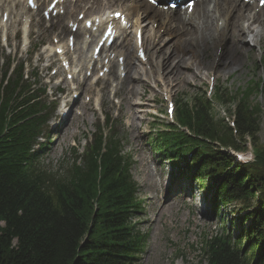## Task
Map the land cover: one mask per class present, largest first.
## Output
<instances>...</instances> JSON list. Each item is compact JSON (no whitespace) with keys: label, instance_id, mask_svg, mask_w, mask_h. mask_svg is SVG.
Wrapping results in <instances>:
<instances>
[{"label":"trees","instance_id":"1","mask_svg":"<svg viewBox=\"0 0 264 264\" xmlns=\"http://www.w3.org/2000/svg\"><path fill=\"white\" fill-rule=\"evenodd\" d=\"M253 87L259 90L258 84ZM253 87L243 90L237 101V137L225 120H215L213 101L204 96L197 97L192 107L183 103L177 113L195 136L177 129L175 137H169L185 149L197 147L192 152L191 177L198 182L215 179L220 201H238L243 210L248 209L243 219L250 220L249 226L237 237L223 232L205 241L202 258L208 264H264V145L256 138L260 107L247 99ZM228 93L218 89L215 99L223 103L236 99V94ZM6 111L4 104L0 111V264H133L146 236L134 229L139 201L126 168L122 170L119 142L101 153L99 140L85 166H74L54 181L38 178L32 164L24 161L25 145L14 140L16 130L4 132L11 125ZM247 138L256 145L257 157L251 163L235 162L213 143L243 149ZM254 197L257 206L250 203Z\"/></svg>","mask_w":264,"mask_h":264},{"label":"rangeland","instance_id":"2","mask_svg":"<svg viewBox=\"0 0 264 264\" xmlns=\"http://www.w3.org/2000/svg\"><path fill=\"white\" fill-rule=\"evenodd\" d=\"M256 32L258 31L256 30ZM245 35L238 51L235 47L234 50L230 47L231 40L224 45L221 43L213 45L209 42L208 46L199 48L196 46L199 52L198 58L196 57L194 61L197 60V63L208 61L211 65L214 56L222 54V60H219V72L216 76H213V71L210 68L200 66L198 69L194 68L195 71L192 73L184 72L182 78L172 82L170 87L158 83L157 72L151 75L152 79L149 78L147 81L131 82L127 80L125 86L127 88L123 95L124 105L114 120L119 122L118 129L121 130L123 149L133 155L134 164L131 167V174L138 184L139 196L144 202L143 214L140 216L137 227L148 236L138 264H208L207 259L201 258L203 256L202 243L205 237L213 232L214 234L230 232L233 237H237L242 228L249 226L250 220L245 222L243 219V215L248 209L243 210V205L238 201H230L225 205L220 203V209L216 211L219 197L215 194L217 183H212V179H207L205 188L199 189L193 183L195 182L193 177L189 178L191 175L183 177L180 174L182 170V173L186 175L188 171L191 172V167L192 169L195 167L192 163L193 160L189 158L194 147L191 146L190 150L182 146L177 149H169L168 151L171 150V154L174 156L173 164V162L169 163L164 159L166 155L162 154L163 150L160 151L161 154L155 152L151 142L157 133L171 124L173 120L166 114L165 96L172 97L177 111L183 103L190 105L197 96L206 94L210 90L209 84H211L208 79L210 80L212 76L215 80V87L221 86L222 90L227 92L229 90V96L232 93L236 94V99L233 101L223 103L216 100L211 104L215 120L217 122L227 120V123L228 121L231 123V115L236 109L242 91L247 90L250 85L253 87L256 83L258 84L261 78L263 87H259L258 91L253 87L247 99L251 104L260 107L257 111L259 130L256 133V138L260 141L261 146L264 145V41H259L256 34L255 40H251L252 34ZM172 37V39H176L175 36ZM2 50L0 48V52ZM231 54L237 57L240 62L234 68H228L225 64L226 58ZM261 56L262 58L259 60ZM194 73L199 74V77H195ZM129 83H131V89L128 87ZM214 93L215 90L211 96L214 97ZM101 103L102 108L106 106L109 111L114 110L109 106V95L101 100ZM132 104L136 105L133 107ZM98 119L97 112L91 110L86 112L84 130L87 128L92 131V125ZM133 124L137 126V129L132 127ZM171 130L173 131V127ZM72 136L69 132L66 136L55 139V144L57 142L58 144L43 158V164L47 169L58 172V169H62L58 167L60 164L65 165L63 162H66L65 166L70 164L67 161L71 156L64 151L67 148L70 149L69 144ZM233 137H237V135H233ZM248 141L249 138L246 142ZM248 149L251 148L248 146ZM81 151L82 147H79L78 152ZM150 157L162 163L161 174L163 175H161V179L164 180V187L159 191L165 193L167 185L172 184L171 186H173L172 189H169L171 197L166 202L168 203L166 206L161 204L162 198L157 193L156 182H154L156 177L154 178L148 163ZM256 198L251 199L252 206H257ZM146 218L153 220V223H146ZM256 253L258 257L261 254L260 252Z\"/></svg>","mask_w":264,"mask_h":264},{"label":"bare ground","instance_id":"3","mask_svg":"<svg viewBox=\"0 0 264 264\" xmlns=\"http://www.w3.org/2000/svg\"><path fill=\"white\" fill-rule=\"evenodd\" d=\"M239 1L240 0H213L212 8L208 7L210 6L209 4L207 6L206 0L194 4V9H196L194 11L195 17L191 19H194L195 24L192 30L184 28L186 23H191V20L186 22L181 12H175L172 16L168 17L166 16V12H158L151 8L147 9L145 7H140L137 9V23H139V25L141 24L145 30H152L153 25L148 27L149 22L152 21L158 22L161 27H164V23H166L167 30L170 29L171 32L170 38L162 36L160 42H155V40L152 41L151 56L152 54L155 55V63L154 66L151 65L149 72L145 71V73L154 74L160 69L162 73L158 72V77L162 79L166 87H170V84L174 81H179L182 78V74H185L184 72L192 73L195 69L200 68V66L210 68L218 75V69L220 68L219 60H222V54L214 56L215 59H218L216 64L213 62V64L210 65L208 61L197 63V60L194 61L196 57L198 58L199 50H197V48L200 46H208L209 42L213 45L218 43L224 45L231 40L230 47L233 48L232 50H234L235 47L236 51H238L242 39L246 36L245 34H252L253 37L251 40H255L258 36L257 38L259 41H264V8L256 11L254 7H249L248 5L238 7ZM186 15L187 13L185 16ZM139 16H141V21L139 20ZM170 19L173 21H169ZM220 21L221 23H219ZM177 22L180 23L179 26H177ZM256 30L258 32H256ZM156 32H154V34ZM172 36H175L176 39H172ZM163 43H166L165 46L162 45ZM151 56L149 58L147 57V61L153 60L150 59ZM239 63V59L232 56V54L225 60L226 67L228 68H234V66L239 65ZM194 75L195 77H199L197 73H194ZM131 88L132 86H129V89ZM135 105L132 104L133 107ZM135 126L134 124L132 125L133 128L137 129V126ZM229 128L231 132H234L233 128ZM156 181L158 183L161 182L158 179H156ZM169 195L168 192L167 195H163V206L168 205L166 202L170 200ZM145 222L150 223V220L145 219Z\"/></svg>","mask_w":264,"mask_h":264},{"label":"snow or ice","instance_id":"4","mask_svg":"<svg viewBox=\"0 0 264 264\" xmlns=\"http://www.w3.org/2000/svg\"><path fill=\"white\" fill-rule=\"evenodd\" d=\"M117 15H119V14H117Z\"/></svg>","mask_w":264,"mask_h":264}]
</instances>
